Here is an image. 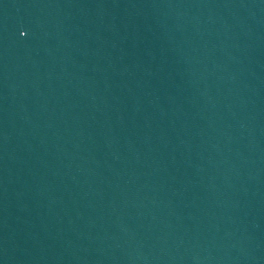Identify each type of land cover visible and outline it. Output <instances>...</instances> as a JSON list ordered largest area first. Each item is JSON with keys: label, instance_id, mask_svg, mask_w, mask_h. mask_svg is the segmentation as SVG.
Instances as JSON below:
<instances>
[{"label": "water", "instance_id": "water-1", "mask_svg": "<svg viewBox=\"0 0 264 264\" xmlns=\"http://www.w3.org/2000/svg\"><path fill=\"white\" fill-rule=\"evenodd\" d=\"M0 264H264V0H0Z\"/></svg>", "mask_w": 264, "mask_h": 264}]
</instances>
